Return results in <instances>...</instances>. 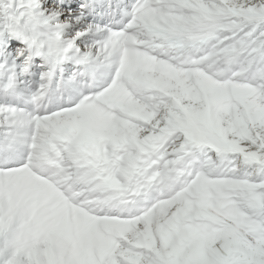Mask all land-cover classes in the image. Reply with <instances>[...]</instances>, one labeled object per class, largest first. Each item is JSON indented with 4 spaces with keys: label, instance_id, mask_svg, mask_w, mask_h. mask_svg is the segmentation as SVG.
I'll return each mask as SVG.
<instances>
[{
    "label": "snow or ice",
    "instance_id": "6c2138e0",
    "mask_svg": "<svg viewBox=\"0 0 264 264\" xmlns=\"http://www.w3.org/2000/svg\"><path fill=\"white\" fill-rule=\"evenodd\" d=\"M0 264H264V0H0Z\"/></svg>",
    "mask_w": 264,
    "mask_h": 264
}]
</instances>
